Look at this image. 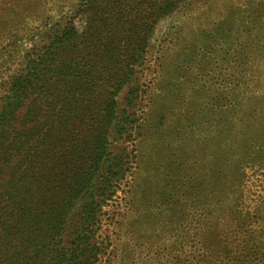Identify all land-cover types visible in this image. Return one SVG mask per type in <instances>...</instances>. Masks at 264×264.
<instances>
[{
  "label": "rangeland",
  "instance_id": "obj_1",
  "mask_svg": "<svg viewBox=\"0 0 264 264\" xmlns=\"http://www.w3.org/2000/svg\"><path fill=\"white\" fill-rule=\"evenodd\" d=\"M165 1L120 0L108 12L101 1L97 17H113V29L66 50L50 68L63 71L69 60L100 53L102 66L127 63L132 71L116 98L119 118L126 113L131 124L121 135L115 124L109 129V152L117 163L122 158L119 188L98 213L96 254L81 264H264V0ZM85 2L0 0V98L9 77ZM73 23L83 29L81 19ZM125 25L132 39L119 43L116 27ZM135 42L145 43L142 51ZM104 50L113 55L108 62ZM61 77H42L30 91L27 103L37 100L18 119L30 130L36 124L35 133L22 142L17 125L0 147L1 200L6 193L24 197L26 206L53 200L86 155L80 136L70 142L55 131L57 143L43 137L52 110L87 116L99 104L98 94L78 110L63 104L56 90L47 92ZM79 125L86 137L100 129ZM22 213L7 208L0 221L13 226L6 228L13 244L18 237L30 242L35 262L47 229L39 212ZM28 223L37 239L21 230Z\"/></svg>",
  "mask_w": 264,
  "mask_h": 264
},
{
  "label": "trees",
  "instance_id": "obj_2",
  "mask_svg": "<svg viewBox=\"0 0 264 264\" xmlns=\"http://www.w3.org/2000/svg\"><path fill=\"white\" fill-rule=\"evenodd\" d=\"M101 1H106L107 6L103 11L107 9V12L110 8L114 9L120 4V0H87L64 27L57 28L51 44L43 52H40L39 55H37V51L33 52L25 66L9 77L5 94L0 98V147L9 143L17 125L19 126V135L17 136L22 138V142L25 141V135L28 132L32 130L34 132L37 129L36 124L33 125L32 130L30 127L25 128L26 121H20L18 117L23 111L25 115L34 105L37 99H32L30 103L27 101L31 95L30 91L36 88L37 81L42 77L62 75L60 80L53 78L47 80V82L54 80L53 84L48 86L47 92L50 90L49 94H51L56 90L62 96L63 104L68 103V106L75 110H78L84 103L85 98L93 94H98L97 99L99 100L98 107L92 115L63 117L53 110L50 112L47 129L43 133L44 139L57 143V139L52 138L55 136V131H59L61 137L66 134V139L70 142L80 136L83 140L81 145L88 147V150L85 152L86 155L81 157L82 161L79 165L73 168V172L68 176L69 180L66 183H61L60 191L53 200L43 196L37 203L30 202L28 204L31 206H26L24 197L9 193L1 196L5 198L4 200L0 199V216L2 211L5 212L7 208L11 211H21V213L25 210H32L35 214L39 212L43 216L44 227L47 230L42 235L48 243L43 247L44 251L40 252L42 255L34 257L37 258V261L32 262L33 257L27 255L30 250V242L25 244L18 237L15 238L17 244H13V241L8 237L11 234L6 229L13 226L0 221V264H5L7 256L13 263L15 258H18L19 264H81L85 256L96 254L97 250L93 239L99 228L98 213L102 204L111 200L112 196L116 194L119 188V176L122 175V158L119 157L120 162L118 160L117 163V157H113L108 149L109 129L112 124H115L116 134L121 135L124 128L126 133V129L131 124V116H127L126 113H122L119 118L116 110V98L132 71L127 63L112 68L107 64L102 66L101 62L97 60L100 53L84 55L81 63L69 60L63 71L57 72L50 68L66 50H80L84 43L89 44L88 40H93L95 33H102L101 31L106 29L109 33L113 29L115 23L113 17L110 19H105L102 15L97 17ZM75 18L81 19L83 22L81 31L73 23ZM116 29L119 43H126L132 39V37H127L131 35L127 25L125 27L117 26ZM114 41L113 39L111 43ZM142 46H145V43L135 42L133 44L136 51H142ZM112 58L113 55L104 50V61L108 62ZM101 86H104L102 92L99 91ZM50 121L52 122L49 123ZM81 123L97 124L100 129L92 137H86V131H83L79 125ZM75 129H80V131L75 133ZM89 132L90 129L87 133ZM13 140L16 141V136L13 137ZM34 158L37 159V155ZM97 186L101 187L97 188ZM95 188L98 193L94 190ZM19 218H23V213ZM69 221H71L70 227L67 226ZM33 226L34 223H28L21 227V230L25 229L28 234V239L33 237L37 239V231L33 229ZM70 229L74 231H70ZM57 240L58 242H56ZM62 241L64 245L61 244ZM3 248L6 251L1 252Z\"/></svg>",
  "mask_w": 264,
  "mask_h": 264
}]
</instances>
